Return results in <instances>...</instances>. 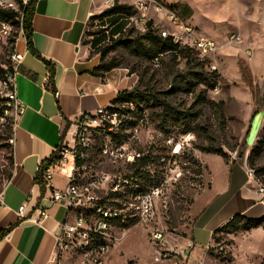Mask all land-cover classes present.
Segmentation results:
<instances>
[{
	"label": "rangeland",
	"instance_id": "obj_1",
	"mask_svg": "<svg viewBox=\"0 0 264 264\" xmlns=\"http://www.w3.org/2000/svg\"><path fill=\"white\" fill-rule=\"evenodd\" d=\"M117 1L134 8L138 0ZM157 1L175 8L183 21L215 42L217 51L207 58L191 55L193 59L189 63L176 52H165L157 68L152 61L134 56L122 47L110 52L106 58L117 59L121 63L118 68L131 77L132 86L126 90H148L179 112L190 109L192 112L200 110L201 113L189 125L190 131L182 133L183 127L179 121L174 122L167 117L165 123H160L155 116L159 110L157 107L145 108L143 104L120 106L126 112L127 121L117 139L108 143L105 136H92L88 147L82 151L80 161L84 166L83 182H88L91 177H106L103 184L93 188L95 201L121 214L123 223H133L123 226L120 222L109 228L108 236L114 239L115 245L106 252L98 253L94 244L86 249L71 247L63 252L56 250L51 264L179 262L169 252H165L161 258L160 254L165 249L182 248L180 239L189 234L193 220L190 201L193 202L206 186L205 167L198 158L204 154L200 150L202 148L221 147L228 159L232 155L238 162L245 159L248 168L252 161V168L256 170L254 180L264 187V146L258 155H252L248 160L250 152L259 142H264L261 85L264 71V0ZM106 9L103 8L102 12ZM148 18L156 32L161 27H168L161 16L149 13ZM126 30H133V35L142 33L134 20L128 21ZM102 31L98 20L90 21L82 42L86 48L83 58L95 65L99 64V55L94 49H88V41L92 35ZM231 35H238L241 42L228 44ZM9 49V46L0 47L1 64L7 63ZM245 49H249V57L244 55ZM196 63L201 65L202 70L195 68ZM187 66L194 68L192 70L201 76L210 75V80L216 81L214 88L208 90L190 81L183 74ZM201 96L206 101L223 102L222 119H218L209 104L198 102ZM9 128L8 124L0 126V188L10 172ZM167 138L170 143H167ZM68 144L72 145L71 142ZM176 145L179 148L173 152ZM61 148L62 145L56 155ZM139 155L148 156L145 169L153 183L147 181L137 187L130 179L127 186L114 190L113 183H122L123 178L132 175L129 170L131 158ZM191 158L197 163L189 161ZM204 159L203 162L213 171L211 175L220 184V164L212 157ZM134 190L139 194H134ZM137 195H148V201L138 199ZM95 219L96 216L91 214L87 222L93 224ZM154 232H162L163 241H152ZM189 260L194 264H264V229L260 227L236 233L219 231L212 236L207 249L201 247L192 252Z\"/></svg>",
	"mask_w": 264,
	"mask_h": 264
},
{
	"label": "crops",
	"instance_id": "obj_2",
	"mask_svg": "<svg viewBox=\"0 0 264 264\" xmlns=\"http://www.w3.org/2000/svg\"><path fill=\"white\" fill-rule=\"evenodd\" d=\"M101 3L102 0H36L31 22L32 47L53 65L55 93L46 86L48 70L45 64L27 51L22 32L17 33L14 49L23 54V59L15 76V90L26 109L11 129L10 176L0 188L3 202L0 233L8 230L0 239V264L52 263L56 253L55 236L59 224L66 218V209L52 203L50 195L53 190H62L67 181L57 172L48 184L42 179L41 188L35 182L38 167L63 140L69 139V131L79 114L111 106L120 91L132 86L131 77L121 68L102 76L91 75L97 65L83 58L86 48L82 42L90 21L98 20L103 28L88 41L87 47L92 51L110 35L126 29L128 21L132 20L122 15L91 20L102 13ZM261 85L264 102V71ZM67 121L69 125L64 131ZM203 156L212 157L220 164V184L203 162ZM198 158L205 167L206 186L193 199L192 225L189 234L180 239L182 248L191 246V249L187 259L180 263L171 260L170 264H194L189 260L191 253L201 247L206 249L213 232L233 215L249 218L264 215V205L258 202L256 182L247 175L245 159L238 162L232 155L225 161L218 155L206 153ZM21 205H25V218L17 216V208ZM40 211L46 213V218L35 221ZM174 251L178 250L171 248L162 252Z\"/></svg>",
	"mask_w": 264,
	"mask_h": 264
},
{
	"label": "built area",
	"instance_id": "obj_3",
	"mask_svg": "<svg viewBox=\"0 0 264 264\" xmlns=\"http://www.w3.org/2000/svg\"><path fill=\"white\" fill-rule=\"evenodd\" d=\"M20 1L21 4L25 5L28 0ZM114 1L102 0V7L110 8L114 5ZM0 9L11 10L16 13L13 20L17 28L9 21L0 20V47L9 46L10 48L12 45L9 40L12 33L16 30L21 31L22 11L18 2L16 3L13 0H0ZM134 11L135 14L132 16V20L135 21L142 31H144L149 21V13L161 16L168 27H161L157 34L161 38H170L172 44L178 49L189 48L200 58H207L217 51L218 47L212 39L199 33L194 27L183 21L172 7L157 0H138L134 5ZM157 24L159 23L157 22ZM240 42L241 38L238 35H231L227 40V43L231 45ZM163 54H158L152 59V64L156 68L160 66ZM244 55L246 57L250 56L249 49L244 50ZM22 59L23 54L17 52L13 46V49H9L7 54V63L0 64L3 69V73L0 74V126L8 124L11 129L15 125L17 118L26 109V106L17 97L15 90V76L22 64ZM129 106L132 105L130 104ZM126 121V112L120 109V106L99 107L92 113L84 112L79 114L73 123L72 130L69 131V139L60 144L62 145L60 152L43 171L42 179L45 184H48L53 174L57 172L65 176L67 181L66 186L62 190H53L50 195L52 203L61 204L66 209V218L59 224V230L55 236V250L63 252L71 247L86 249L94 244L98 253H104L115 245L114 239L108 236V230L111 227V219L120 214L111 209L97 206V200L95 201L93 192V188L103 184L106 181V177H91L88 182H83L82 172L84 166L82 164L76 166L75 160H81L83 157L82 151L88 147L92 136H105L107 137V142L110 143L112 142V137L118 136L120 129L124 128ZM69 142L72 145H69ZM167 143H170V140H167ZM177 147L178 145H176L174 151L178 150L179 147ZM133 159L131 158V161ZM247 175L254 180V171L252 169L248 168ZM128 184L129 181L123 178L122 183H113L112 188L117 190L120 186L125 187ZM256 193L259 196L258 202L264 205V187L257 183ZM148 197V195H137L138 199H144L145 201H148ZM2 203V192L0 191V205ZM92 203L93 206H90ZM16 212L19 218H25V205L19 206ZM91 214L96 216V221L93 224L87 222ZM44 218H46V213L40 211L35 221H40ZM151 239L154 242H161L163 241V233L154 232ZM190 249L191 246H186L171 254L180 262L188 258ZM164 253L160 254V258L164 257Z\"/></svg>",
	"mask_w": 264,
	"mask_h": 264
},
{
	"label": "trees",
	"instance_id": "obj_4",
	"mask_svg": "<svg viewBox=\"0 0 264 264\" xmlns=\"http://www.w3.org/2000/svg\"><path fill=\"white\" fill-rule=\"evenodd\" d=\"M20 6V9L22 11V25H21V31L22 34L25 38L26 41V48L29 53L34 55L36 58L41 60L47 70H48V78H47V83L46 86L47 88L52 92L55 93V87L53 83V77H54V67L53 65L44 60L35 52V50L32 47V42H31V34H32V16L34 13V6L36 0H28L25 5L21 4L20 0H16ZM172 7V6H169ZM135 14L134 8L130 5L126 4H120L118 3L117 0L114 1V5L110 8H107L104 10L101 14L98 16H94L92 19H102L104 17H111V16H116V15H122L124 17H132ZM178 15L181 16V14L178 13ZM16 16V13L11 10H3L0 9V20H6L14 24L15 28H17V25L14 23V17ZM17 33L18 30L12 33L9 42L11 43L10 49H13L14 43L17 38ZM106 43L105 45L99 44L98 46H95L93 49L96 54L99 55V64L91 70V75L94 76H102L103 74L111 71L112 69L120 67V62L115 59V58H110L107 60L106 56L116 50L117 48H124L126 49L130 54L134 56H140L143 57L145 60H150L154 57H156L158 54H163L165 52H176L184 58L187 63L191 61L192 56L195 55L194 51L189 49V48H183V49H178L175 45L172 44L170 38H161L156 30L153 28V24L151 21H148L146 24V27L142 33H136L133 35V30H121L118 31L116 34H112L108 37L107 41L104 42ZM108 43H110L108 45ZM1 64V63H0ZM195 68L202 70L200 67L201 65L199 63L194 64ZM198 66V67H197ZM192 69L191 66H187L185 68V71L183 74L187 77H189L190 81H194L195 85H202L206 89L210 90L214 88L216 85V81H211L210 80V75L208 74H196ZM3 73V69L0 66V74ZM189 84L190 82L187 81ZM191 85V84H189ZM198 102L201 103H207L209 104L213 110L215 115L218 117V119L223 118V102H211V101H206L205 98L202 96L199 98ZM112 106H123L127 105L129 106L130 104L133 105H138V104H143V107L145 108H154L157 107L159 110L156 113V117L159 118L160 123H165L166 118H171L172 121L174 122H180V124L183 127L182 133L190 131L191 128H189L191 124H193L197 119L199 114L201 113L200 110H196L192 112L190 109L186 110V112H179L175 108L171 107L165 100L160 99L155 93H152L148 90H139L138 88H133L132 90H122L120 91L117 96L111 101ZM69 122L67 121L64 127L65 129L68 127ZM10 130V128H9ZM165 132V131H164ZM167 133V132H165ZM11 136V133H9ZM167 135V134H166ZM165 135V136H166ZM117 136H113L112 140H116ZM169 138H167L168 140ZM264 146V142L260 143L250 152L248 156V160L252 158V155H258L259 151L261 150V147ZM59 148V146H58ZM57 148V149H58ZM57 149L51 154V156L46 159L45 161L41 162V164L38 167L37 174L35 176V182L40 185L41 188H43V182H42V174L43 171L53 162L55 159V156L57 154ZM202 152L206 154H214L218 155L221 158H223L225 161L228 160V155L226 152L221 147L218 148H213L211 146L205 147L200 149ZM10 165L12 164V158L11 154L8 158ZM192 163L196 164L197 161L193 160L191 158ZM76 166L81 165V161L76 159L75 160ZM148 163V156H137L135 157L132 162L129 164V170H131L132 175L129 177H126L125 179L127 180H132L133 182L138 184H142L148 181V183H153L152 180H149V172L145 169ZM249 168H252V161L249 163ZM254 170V175L256 176V170ZM198 174H201L198 172ZM10 176V174L7 175V178ZM6 178V179H7ZM158 184V182H157ZM156 187V186H154ZM138 194L137 191H134V194ZM192 203V201H190ZM96 205L103 207L104 209H107L105 205L102 204V202H97ZM122 219V220H121ZM124 222L123 216L120 214L116 216L115 218L111 219L110 225L113 226L115 224ZM133 222L127 221L123 223V226H129ZM263 228L264 229V215L259 217V218H249L241 214H235L229 219L224 225L216 229L212 236L215 235L219 231H225L228 233H236L238 231H248L250 229L254 228ZM3 231L0 233V239L5 235L7 232ZM131 264V263H129Z\"/></svg>",
	"mask_w": 264,
	"mask_h": 264
},
{
	"label": "bare ground",
	"instance_id": "obj_5",
	"mask_svg": "<svg viewBox=\"0 0 264 264\" xmlns=\"http://www.w3.org/2000/svg\"><path fill=\"white\" fill-rule=\"evenodd\" d=\"M174 152H176V151H174Z\"/></svg>",
	"mask_w": 264,
	"mask_h": 264
}]
</instances>
